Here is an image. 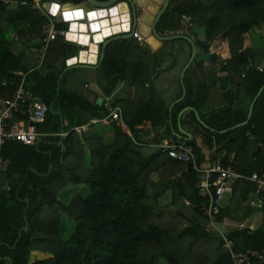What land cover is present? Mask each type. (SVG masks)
<instances>
[{
	"label": "trees",
	"instance_id": "16d2710c",
	"mask_svg": "<svg viewBox=\"0 0 264 264\" xmlns=\"http://www.w3.org/2000/svg\"><path fill=\"white\" fill-rule=\"evenodd\" d=\"M45 1L51 0H39ZM34 2L0 0V99L11 97L23 78L25 87L63 119L47 109L43 121L35 124L42 134L37 144L9 140L1 145L6 162L0 171V264H230V251L221 246L204 213L209 197L199 195L196 171L152 143L161 138L162 127L163 135H174L178 113L189 106L193 109L182 114L180 124L200 133V140L184 137L199 164L209 158L203 148L221 145L224 153L218 159L223 166L243 176L264 168V88L248 122L232 128L247 118L239 94L251 103L264 85V66L258 70L264 48L254 49L249 33L264 24V0H169L157 32L179 34L182 15L189 16L192 25L186 27L196 32L194 64L203 75L193 87L186 79V96L171 110L152 82L154 73L173 64L157 70V55L148 46L141 47L133 37L109 40L96 82L104 95L124 82L125 88L131 86L132 97L113 98L120 120L111 121L102 136L95 134L89 120L106 116L103 105L65 85L66 75L73 71H65V60L78 47L56 36L38 63L49 16L34 8ZM65 27L66 23L55 22L56 29ZM198 27L202 38L197 37ZM6 30L12 37L5 35ZM177 40L183 39L165 43ZM217 82L224 104L202 113ZM14 117L25 119L18 113ZM85 124L89 127L82 134L73 129ZM61 126L64 137L58 135ZM105 137L111 140L108 144ZM82 142L90 149L88 165L77 158ZM77 185L83 190L68 197L67 187ZM169 190L170 201L161 202ZM253 190L252 182L238 179L229 203L215 216L218 222H241L260 210L262 219L253 230L233 228L226 237L234 252L262 251L264 264V207L251 204ZM63 215L74 221L66 240ZM35 252L48 255L33 259Z\"/></svg>",
	"mask_w": 264,
	"mask_h": 264
},
{
	"label": "built area",
	"instance_id": "2783aa9c",
	"mask_svg": "<svg viewBox=\"0 0 264 264\" xmlns=\"http://www.w3.org/2000/svg\"><path fill=\"white\" fill-rule=\"evenodd\" d=\"M33 7L40 9L43 15L47 14L49 16V24L45 28V35L41 40L42 46L38 50L37 55L39 59L38 63H40L47 44L56 36L64 37L67 28L56 29V16L46 11L39 0H35ZM182 21L187 26L192 25L190 17L187 15H182ZM132 37L139 43H144V39L137 32L134 31ZM263 66L264 61L258 67V70H261ZM114 97V92L101 97V104L107 111L106 116L101 120L107 122L120 120L119 108L112 105ZM47 109L48 107L42 101L41 97L31 89L25 87L23 78L19 81L11 97L0 99V171L6 162L2 155L1 145L9 140H18L26 145L38 143L42 134L37 131L35 124L43 121ZM16 113L22 115L25 119H15L14 116ZM93 121H99V119L94 118ZM83 128L84 126H77L73 129L76 132H82ZM58 135L64 137L66 133L60 132ZM152 146L160 148L171 158L189 162L196 171L198 177L196 185L199 190V195H207L209 197V203L204 213L208 218L209 225L212 226L217 236L222 240L221 246L230 251V264H261L263 261L262 251L246 250L245 252H234L232 250V240L228 239L226 232H223L219 228L221 224L232 225V222H218L215 215L219 208L222 207V197L224 195H231L236 181L240 178H244L254 184V190L250 195L251 204L257 209H262L264 207V168L259 172H252L249 176H243L231 167L223 166L219 159L199 164L193 146L185 138H176L172 135L162 136L158 142L152 143ZM185 202L187 205H190L189 201L186 200ZM233 225H235L234 228L236 229L247 228L253 230L245 221L235 222ZM206 229L208 230V228Z\"/></svg>",
	"mask_w": 264,
	"mask_h": 264
},
{
	"label": "water",
	"instance_id": "95a60500",
	"mask_svg": "<svg viewBox=\"0 0 264 264\" xmlns=\"http://www.w3.org/2000/svg\"><path fill=\"white\" fill-rule=\"evenodd\" d=\"M168 2L169 0H81L78 3H60L58 0H51L43 2L42 7L51 15L56 16V22L66 23L67 31L64 39L78 47L76 54L65 60V70L76 66L95 68L100 64L103 58V49L109 40L130 38L135 31L144 39V43L152 49L157 48L163 41L172 39H184L190 44V57L179 76L182 83L185 72L194 61L196 49L193 40L188 35L161 36L157 32V23L167 8ZM99 47L100 52L97 59ZM61 76L57 80L58 85ZM263 88L264 85L258 90L250 103L246 120L234 125L232 128L245 125L248 122L251 117L253 103ZM101 100V97L97 98L96 103L101 104ZM48 109L58 114L61 120L63 119L58 110H52L51 106ZM188 109L193 108L184 107L178 113V120L181 114ZM196 116L199 118L197 113ZM61 131H63V127ZM23 229L26 230L27 226Z\"/></svg>",
	"mask_w": 264,
	"mask_h": 264
},
{
	"label": "crops",
	"instance_id": "0c3cea01",
	"mask_svg": "<svg viewBox=\"0 0 264 264\" xmlns=\"http://www.w3.org/2000/svg\"><path fill=\"white\" fill-rule=\"evenodd\" d=\"M262 26L264 28V24L261 22L259 26L252 27L249 30L250 36L251 35L253 36L254 34L259 33L261 31ZM179 34L188 35L192 40H193V36L196 37V32L195 31L191 32L186 27L185 23H183L181 33H179ZM252 36H251V39H252ZM197 37L202 38V35H200V37L199 36H197ZM139 45L141 47L148 46L149 49L151 50V52L156 53L158 61H159V66H158L157 70H159L160 68L164 69L167 66H170L171 64H173L172 67H169V69H165L163 71H158V72L154 73V80L152 82L154 84L156 91L159 93V95L162 94L163 97L166 96V97L171 99V100L168 99L169 101H171L169 104V110H171V108L173 107V105L175 103H177L178 101H180L182 98H184L186 96L185 95L186 94V90H185L186 79H187V85L192 84V87H193L195 80L201 79L203 77L202 73L197 69V67L195 66L194 61H193V63L188 67L187 71L184 74L185 79L183 77V82L182 83L180 82V77H179L180 72H181L183 66L188 61L190 54H191V50H189V44H188V42H186V40L183 39V40L174 41L172 43H165V41H163L155 49H152L146 43H142V44L139 43ZM17 47L19 48L20 45L18 44ZM252 47L254 49L256 48L259 50L263 49L264 48V37H262L261 44H255L254 43L252 45ZM103 51H104V49H103ZM99 52H100V47L98 48L97 59L99 56ZM195 54H196V52H195ZM263 61H264V59H263ZM65 63H66V61H65ZM98 66H96L95 68H92V67L91 68H81L78 66L68 68L69 70L73 69V71L69 72L66 75V78H65L66 87L73 90V91L83 93L85 96H87L91 100L96 99V101H97V98L105 96L100 91V88L96 82V77H97L96 76L97 75L96 69ZM68 69H66V70H68ZM186 74H187V78H186ZM81 76L84 78H81ZM183 87H184V89H183ZM113 92L115 93V97H117V98L132 97L131 86L129 87V89L125 88L124 82H119V84L117 85L116 89ZM238 101H239L238 102L239 104L247 106V110H248L249 105H250V103H248L249 97H247L246 95H243V94H239ZM223 104H224V99L222 96V91L219 88V83L217 82L216 84L211 86V88L208 92V96H207V99L205 101V104L201 108L202 113H206V112H209L211 110L217 109L218 107L222 106ZM185 107H189V106H185ZM182 114H181V116H182ZM83 115H85V114L83 113ZM181 116H180V118H181ZM180 118L178 120V116H177V131L175 133H173L174 135H172V136H174L176 138L187 137V138H193V139L200 140V133L197 132L196 130H194V128L190 125H187V124L181 125L180 124ZM93 119L94 118H90L89 122L91 123V126H93V130L97 136H102L103 134L107 133L108 130L111 128L110 122L103 121V120L93 121ZM83 126H84V128H83L82 132H77V133L82 134L89 127L88 124H85ZM60 132H63V131H60ZM164 132H165L164 127L160 128L158 130V133H161L162 136H166V135H163ZM151 135H154V134L152 133ZM151 135H150V137H151ZM162 136H161V138H162ZM220 147H221V145H216V146L214 145L212 150L208 149V148H203V152L205 153V155L207 157H209L204 162L211 161L212 157H215L216 159H218L219 156H222L224 151L223 152L219 151ZM261 219H262L261 211L257 210L244 221L247 223V225L251 226L254 229L260 223ZM229 222L235 223L233 221H229ZM34 254H35V256H32L33 259L44 258V257H40L42 255L41 252H35Z\"/></svg>",
	"mask_w": 264,
	"mask_h": 264
},
{
	"label": "rangeland",
	"instance_id": "374dc122",
	"mask_svg": "<svg viewBox=\"0 0 264 264\" xmlns=\"http://www.w3.org/2000/svg\"><path fill=\"white\" fill-rule=\"evenodd\" d=\"M197 30H198V32H199V33H198V36L200 37V35H202V37H203V33H202L203 30H202V28L198 27ZM10 33H11V31L9 32V31L6 30L5 35H7L8 37H12V35H11ZM251 36H252V35H251ZM262 37H264V28H263V26L261 27V31H260L259 33L254 34V35L252 36V39H251L252 42H251V44H252V45H253L254 43H255V44H261ZM17 46H18V45H17ZM17 49H18V47H16L15 52L17 51ZM81 78H84V77L81 76ZM160 96H162V98L164 99V101H166V102H168V103L171 102V101H169V100H171L170 98H168V97H166V96L163 97L162 94H160ZM168 99H169V100H168ZM110 141H111L110 138H106V137L103 138V142L106 143V144H108ZM76 148H77V147H76ZM77 149H78L77 158L81 157V158H79V159L82 160L83 164H85V165L90 164V158H91V156H90V149L88 148V146L82 142V145H79V147H78ZM152 178H153V179H156V176L153 175ZM67 189H69V192H70V193L68 194V197H70L71 195H74L75 193L80 192V191L83 190V188L81 187V185L70 186V187H67ZM171 194H172V193H171V190L167 191V192L163 195V197L161 198V202L165 203V202L170 201V199H171ZM229 199H230V196L224 195V196L222 197V200H221V205H222V206H226V205L229 203ZM184 201H186V200L184 199ZM62 220L64 221V229H63L62 234H63L64 239L66 240V239L69 238V236H70V234H71V232H72V230H73L74 221H73L70 217H68V216H66V215H63V216H62ZM226 221H228V220H226ZM228 222H229V221H228ZM233 224H234V223H232V225H224V224H221V225H219V228H220L223 232H227V231H229V230H231V229L234 228L235 225H233ZM208 228H209V227H208ZM47 255H48V254H46V253H42V255H41L40 257H45V256H47ZM33 256H35V254H33Z\"/></svg>",
	"mask_w": 264,
	"mask_h": 264
}]
</instances>
